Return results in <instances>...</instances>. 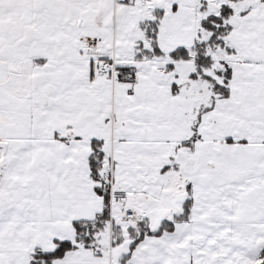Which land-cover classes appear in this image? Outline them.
<instances>
[{
  "label": "snow or ice",
  "instance_id": "1",
  "mask_svg": "<svg viewBox=\"0 0 264 264\" xmlns=\"http://www.w3.org/2000/svg\"><path fill=\"white\" fill-rule=\"evenodd\" d=\"M0 264H264V0H0Z\"/></svg>",
  "mask_w": 264,
  "mask_h": 264
}]
</instances>
